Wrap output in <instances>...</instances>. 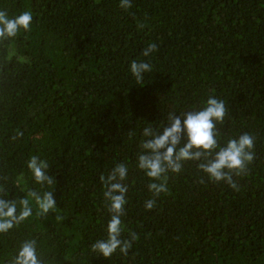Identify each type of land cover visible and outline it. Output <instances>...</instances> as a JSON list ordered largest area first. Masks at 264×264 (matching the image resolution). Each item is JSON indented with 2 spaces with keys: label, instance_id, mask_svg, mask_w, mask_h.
<instances>
[{
  "label": "trees",
  "instance_id": "16d2710c",
  "mask_svg": "<svg viewBox=\"0 0 264 264\" xmlns=\"http://www.w3.org/2000/svg\"><path fill=\"white\" fill-rule=\"evenodd\" d=\"M0 8L34 14L31 31L0 41V186L24 195L14 182L22 174L33 186L25 162L40 155L58 209L0 234V264L26 238L52 264H264V0H131L128 9L120 0H0ZM148 43L157 45L153 70L136 82L128 64L148 59ZM9 47L17 55L6 59ZM209 95L225 101L221 142L251 134L253 161L233 176L236 189L184 161L153 196L135 166L144 128ZM116 163L129 167L122 238L131 246L104 259L89 245L105 235L99 178Z\"/></svg>",
  "mask_w": 264,
  "mask_h": 264
},
{
  "label": "clouds",
  "instance_id": "9594fccd",
  "mask_svg": "<svg viewBox=\"0 0 264 264\" xmlns=\"http://www.w3.org/2000/svg\"><path fill=\"white\" fill-rule=\"evenodd\" d=\"M120 7L128 9L131 0H120ZM34 14L30 9L10 13L0 8V41L11 43L23 31H31ZM157 50L155 43H148L141 56L148 59L129 61L128 72L136 82L144 80L151 73V56ZM17 55L15 47L6 51V59ZM226 105L223 99L209 95L199 107L191 106L178 112H170L166 122L144 128L143 137L136 155L135 166L151 182L149 191L153 196L168 191L166 176L169 172L182 171L184 161H197V168L212 182H224L233 189L237 184L233 176L244 172L254 159V137L245 132L221 142L216 125L224 121ZM33 186L29 187L23 175L14 182L22 196L9 194L7 187L0 186V234L8 233L35 214L47 215L56 212L57 203L53 196L54 178L49 173L48 161L40 155H30L25 162ZM129 173L126 163H116L107 173L100 175V184L108 219L104 226L105 235L93 240L89 245L95 257L108 259L114 253L127 254L131 240L122 238L124 225L122 216L127 203L128 191L125 183ZM38 186V187H37ZM155 199L144 202L145 209H152ZM59 219V217H57ZM131 239H136L131 233ZM9 264H52L38 251L35 239L19 242Z\"/></svg>",
  "mask_w": 264,
  "mask_h": 264
}]
</instances>
